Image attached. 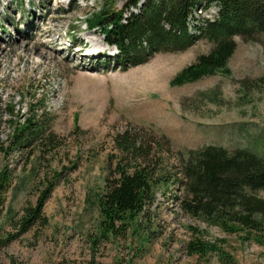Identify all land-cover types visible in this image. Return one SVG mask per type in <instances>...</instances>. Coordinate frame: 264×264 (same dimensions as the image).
Segmentation results:
<instances>
[{"label":"rangeland","instance_id":"1","mask_svg":"<svg viewBox=\"0 0 264 264\" xmlns=\"http://www.w3.org/2000/svg\"><path fill=\"white\" fill-rule=\"evenodd\" d=\"M103 3L0 0V52H6L0 58V171L12 174L0 217V264H223L215 253L188 254L189 227L203 231L207 241H223L237 264H264V248L254 241L187 215L177 184L158 193L125 234L101 236L99 200L109 157L119 154V133H133L154 148L161 141L154 162L161 156L167 175L179 173V153L209 145L264 156V87L255 86L264 76V35L251 42L235 38L229 74L172 87L170 81L212 45L200 39L185 52L156 53L125 71L117 64V48L87 25ZM219 10L200 7L191 20L204 24ZM27 44L45 55L33 50L28 64L15 48ZM211 92L219 93L220 105L208 102ZM13 110L18 116L36 113L43 124L41 136L25 148H9ZM50 181L55 188L44 207L45 226L8 241L18 234L15 224L24 209L36 204ZM256 195L264 200V190Z\"/></svg>","mask_w":264,"mask_h":264},{"label":"trees","instance_id":"2","mask_svg":"<svg viewBox=\"0 0 264 264\" xmlns=\"http://www.w3.org/2000/svg\"><path fill=\"white\" fill-rule=\"evenodd\" d=\"M102 1L100 11L92 15L87 25L101 30L105 41L117 48V64L127 66L125 71L147 63L156 53L185 52L200 39L212 45L209 53L199 55L170 81L172 87L194 84L219 73L229 74L230 60L237 50L235 38L251 42L264 35V0ZM119 1H125L121 9L116 7ZM213 6L219 7V13L213 20L204 19V24L194 26L196 33L191 34L194 11L200 7L209 10ZM193 21L194 25L197 19L193 17ZM255 86L264 87V76ZM210 94L208 102L220 105L219 93ZM11 116L16 121L9 148L13 145L25 148V144L38 140L43 124L36 113L18 116L13 110ZM1 122L0 119V125ZM162 137L168 152H172L171 141ZM114 143L119 154L109 157L105 187L99 200L98 226L102 237L125 234L155 205L158 193L177 184L184 189L181 207L187 215L207 221L226 234L243 235L245 240L264 248V200L256 195L264 190V156L249 150L230 152L209 145L198 151L190 150L186 156L179 153V173L167 175L161 156L154 162V149L162 147L161 141L154 148L133 133L125 132L119 133ZM11 176L8 168L0 171V217ZM54 188L55 183L48 182L36 204L24 209V215L15 224L18 234L8 241L37 224H46L44 207ZM189 230L192 232L187 244L190 256L206 257L215 253L223 264H237L234 256L225 250L223 241H207L200 229L189 227Z\"/></svg>","mask_w":264,"mask_h":264},{"label":"bare ground","instance_id":"3","mask_svg":"<svg viewBox=\"0 0 264 264\" xmlns=\"http://www.w3.org/2000/svg\"><path fill=\"white\" fill-rule=\"evenodd\" d=\"M203 11V10H202ZM211 12H213V11H211ZM207 12H204V14H206ZM203 14V13H202ZM195 15V14H194ZM198 16H199V14H198ZM203 16V15H202ZM206 19V18H205ZM202 21V20H201ZM203 22H205V21H203ZM200 23V22H199ZM191 24H192V28H191V26H190V33H191V31H193L192 33H193V35L196 33L195 32V30H194V26H197V25H202L201 23L200 24H197V23H194V25H193V23H192V20H191ZM56 41H54V43H55ZM39 46V45H38ZM42 46V45H41ZM93 46V45H92ZM43 47V46H42ZM15 48H17V52H19V51H22L23 53H24V55H25V57L26 58H28V60H27V63L29 64V59H30V57H31V54H32V52H33V50H35V51H37L38 53H41L42 55L44 54L45 55V53H43V51H42V49L40 48V47H37V48H35V47H32V46H30L29 44H27V45H24V46H22V45H15ZM95 49H97L96 47H94ZM95 49H92V51L94 50L95 51ZM98 50V49H97ZM107 53V52H106ZM4 56H6V52H5V49L4 48H1V52H0V58H2V57H4ZM87 56H89V57H94V54L93 55H87ZM31 62V61H30Z\"/></svg>","mask_w":264,"mask_h":264},{"label":"water","instance_id":"4","mask_svg":"<svg viewBox=\"0 0 264 264\" xmlns=\"http://www.w3.org/2000/svg\"><path fill=\"white\" fill-rule=\"evenodd\" d=\"M144 3H145V2L143 1V2L141 3V5L144 4Z\"/></svg>","mask_w":264,"mask_h":264}]
</instances>
